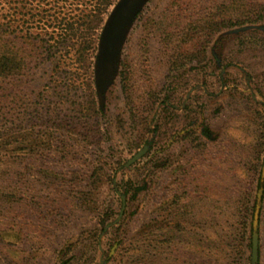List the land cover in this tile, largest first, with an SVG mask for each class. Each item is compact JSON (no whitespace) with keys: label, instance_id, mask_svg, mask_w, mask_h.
<instances>
[{"label":"rangeland","instance_id":"rangeland-1","mask_svg":"<svg viewBox=\"0 0 264 264\" xmlns=\"http://www.w3.org/2000/svg\"><path fill=\"white\" fill-rule=\"evenodd\" d=\"M222 2L147 0L120 64L104 47L93 58L90 87L77 64L54 71L55 60L42 54L32 62L16 92L21 100L0 113L9 148L20 145L19 133H43L33 149L0 151V264H247L249 251L238 257L233 244L238 209L256 197L264 162V32L224 29L204 53L195 48V60L182 63L181 53L174 65L163 42L172 19ZM243 4L248 25V8L264 0L224 3L232 11ZM30 31L48 39L35 25ZM89 92L100 94L101 111L80 118L73 102ZM50 132L72 137L66 159L56 140L45 147ZM112 179L126 193L125 208L101 231L99 215L106 226L122 205ZM260 207L264 264V188Z\"/></svg>","mask_w":264,"mask_h":264},{"label":"trees","instance_id":"trees-1","mask_svg":"<svg viewBox=\"0 0 264 264\" xmlns=\"http://www.w3.org/2000/svg\"><path fill=\"white\" fill-rule=\"evenodd\" d=\"M118 1L119 0H0V17L5 20V24L0 22V113L6 115L7 112H10L14 108L13 105H16L17 101L21 100L19 98L20 95L16 94L21 85V77L31 69L32 62L35 61L40 54L48 59L55 60H53L55 62L54 71H59L62 67L69 64H77L82 70L81 75L84 76L81 84L90 87L94 82L92 81L90 71L92 70L93 58H99L103 29L107 19L105 17H108L110 8L116 5ZM146 1L147 0L143 1L133 15L118 45V65L121 62V49L126 34L133 22L141 16ZM233 1L235 2L237 0H232V2ZM223 2L225 3L226 0H223ZM223 2L220 3V5L208 7L201 13H190L187 10L185 15H180L176 19H172L170 21L172 23H168L165 26V31H163V42L165 41L164 44L166 46L171 43L169 50L172 53L169 57L172 65L179 61V57H182V54L184 57H182V63L185 60L186 62L195 60V48L201 46V51L204 53L206 51V43L209 41L210 37L224 29L236 27L237 29L235 30L238 31L260 29L264 32V25H254L264 17V7L260 9L248 8L249 11H252L254 17L249 20L250 24L248 23V25H245L241 17L245 15L247 7L244 4L237 5L234 12L232 11V7L224 5ZM34 25L44 31V34L48 35V39H37L38 36L32 37L30 29H32ZM188 52L190 55L187 54ZM66 59L70 62H66ZM179 65L182 64L179 62ZM124 70L125 69L121 67L118 73L120 77L125 79L123 75ZM86 74H88L87 77ZM70 81L72 83L74 82L72 79ZM124 88H126L125 85ZM73 103L75 104L73 108L79 114L78 116L80 118H87L101 111V98L100 94L97 92L94 96L89 92L87 99L83 102ZM7 105H9L11 109L8 108ZM4 109L8 111H4ZM19 134L21 137H15L16 139L14 141H18L20 145L12 148L7 147L12 142L11 138H3L4 134L0 136V151L3 152L4 156L10 157L9 154L15 151L14 148L25 150L26 147H30L33 149V144L39 143L38 139L40 140V136L43 133H36L37 135L35 136H33V133ZM48 134V140L44 142L45 147L49 148L52 146L54 140H56L57 144L54 151L57 152L61 158L66 159L67 156L71 154V147L74 145L71 141L72 137L63 133L50 132ZM97 169L98 168H95V172L93 171V174H96V176L99 175V173L96 172ZM110 182L113 185V191L120 197L124 195L126 199V193L117 191L113 179ZM261 185L264 188V181H261L259 176L256 187L259 188ZM255 203L256 197H254L252 201L250 200L247 202V205L245 203L244 206H240L238 209L239 228L237 226L235 227V232L237 234L234 238L235 243L233 244V251L235 248L236 255L242 257L243 250L247 249L249 251L246 259L247 264H251V234ZM260 213L261 207L257 229V264H259L260 259ZM98 214H100V211ZM98 222L101 225L100 230H105L104 225L106 221L103 214L99 215ZM112 225H114V223L110 226ZM98 235L99 232L97 231L94 234L95 240ZM223 240L224 239H222V241ZM241 262L242 261H239L238 264H242Z\"/></svg>","mask_w":264,"mask_h":264},{"label":"water","instance_id":"water-1","mask_svg":"<svg viewBox=\"0 0 264 264\" xmlns=\"http://www.w3.org/2000/svg\"><path fill=\"white\" fill-rule=\"evenodd\" d=\"M144 0H119L117 4L115 5L114 9L110 13L109 17L106 20L101 44H100V54L101 49H104V55L108 57L109 55H117V49L120 41L122 40V37L124 33L126 32V29L128 25L130 24V21L135 14V12L138 10V8L141 6ZM148 149L147 145H144L141 149H139L130 159L127 160L126 165H130L137 159H139ZM264 178V162L262 166L261 171V181ZM263 194V186L261 185L258 188L257 194H256V203H255V209L253 213V219H252V234H251V264H257V257H258V217H259V211H260V205H261V199ZM122 199V205L119 212V216L116 220H114L111 223H108L105 228L109 227L112 223H116L119 217L122 215L123 210L125 208V196L121 195Z\"/></svg>","mask_w":264,"mask_h":264}]
</instances>
